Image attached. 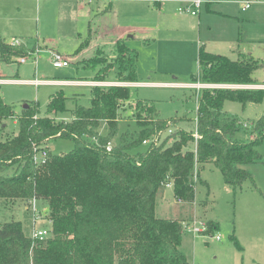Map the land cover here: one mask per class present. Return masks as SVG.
Wrapping results in <instances>:
<instances>
[{"label": "trees", "instance_id": "trees-1", "mask_svg": "<svg viewBox=\"0 0 264 264\" xmlns=\"http://www.w3.org/2000/svg\"><path fill=\"white\" fill-rule=\"evenodd\" d=\"M88 42L87 37L76 55ZM104 51L82 62L96 71L93 82H106L116 70L117 82L139 83V55L126 39L117 40L108 51L112 60ZM31 53L23 43L11 46L0 37V63ZM198 62L200 72L192 76V84L257 85L254 73L260 64L250 55L231 60L201 49ZM196 96L198 140L194 132L176 130L158 147H147L145 140L163 135L182 119L165 121L154 104L137 100L131 106L134 129L128 125L120 134L130 87H91L89 106L76 104L71 111L60 90L50 98L46 114L34 102L19 115L4 102L0 86V124L16 119L19 128L0 141V200L11 205L24 202L26 207L33 199L45 202L52 234L34 242L21 222L1 224L0 264H191L181 249L183 225L195 218L197 185L205 183V166L213 165L227 185L241 188L253 179L243 167L263 163L258 147L264 141V113L244 125L224 110L227 102L244 108L263 104V89L204 88ZM67 112L69 120L59 118ZM241 131L250 136L247 142L237 138ZM59 138L73 140L74 149L55 154L49 144ZM44 145L40 152L47 150L48 157L36 163L34 146ZM168 184L173 191L172 215L160 217L157 202ZM208 226L210 233L219 228L217 223Z\"/></svg>", "mask_w": 264, "mask_h": 264}, {"label": "rangeland", "instance_id": "rangeland-1", "mask_svg": "<svg viewBox=\"0 0 264 264\" xmlns=\"http://www.w3.org/2000/svg\"><path fill=\"white\" fill-rule=\"evenodd\" d=\"M128 1L112 3L111 9L106 10L109 4L98 0H0V37L7 39V44L18 46L23 43L34 49L39 43L49 48L41 52L40 48L34 49L32 56L28 54L24 57L27 59L24 64L19 63L22 58L10 64L0 63V77L11 81L0 84L4 102L13 106L19 115L25 105L37 102L41 113L46 114L49 99L62 90L67 98L66 107L71 111L76 104L89 106L91 87L127 86L131 88V100L125 102L122 108L123 124L120 134L128 125L134 129L135 124L131 123L134 108L131 106L134 107L137 100L154 104L165 121L182 119L180 124H173L171 128L190 133L196 129V94L204 88L213 87L200 83L193 84V87L183 85L190 84L192 76L199 74L198 58L201 49L231 60L251 55L260 64L254 78L264 82V0H215V4L210 5V10L221 9L227 11L229 16L225 17L227 19L218 17L207 10V6H202L200 17L205 24L202 33L197 28H192L191 21L194 18L190 14L180 13L179 6L172 9L170 5L171 15H183L188 19L166 22L158 32L147 30L128 34L136 38L131 44L139 53L136 69L138 82L148 85L117 82L116 70L109 74L106 82L92 81L93 84H86L88 87L66 86L61 89L56 85L42 83L93 80L96 71L84 68L85 64L81 67L77 62L84 59L87 61L94 57L97 50L103 49L112 60V54L108 51L113 48L112 41L116 39L113 35L118 33L114 30L118 26L133 24L140 25L138 27L143 29V26L159 22L158 10L161 8H154L153 3L148 1L147 5L128 4ZM247 1L254 3L244 11L242 3ZM163 2L162 8L167 1ZM198 19H194L196 23ZM90 31L93 33V40L84 54L68 68H55L52 53L60 50L70 57L76 56L77 50L74 48L80 42L76 38L81 34L84 40ZM153 37H156L155 41L152 40ZM144 39H149L150 44H146ZM27 46L26 50L31 53L33 49ZM170 83L181 86H165ZM224 110L236 115L247 125L261 117L264 103H250L244 108L239 103L227 102ZM69 116L70 113L67 112L59 118L69 120ZM15 120H5L0 124V141L18 133ZM104 133L102 130V134ZM237 138L247 142L250 136L241 131ZM49 145L57 155L70 153L75 147L73 140L60 138ZM258 151L263 163L243 167L252 174L253 179L246 181L241 188L235 189L227 185L221 172L213 165L205 166L202 172L205 183L197 185L193 221L206 224L207 231L201 236L185 232L181 248L191 264H264V141L259 145ZM171 190L167 189L164 197L157 202V214L160 217L172 215L174 200ZM46 206L45 202L38 203L45 219L34 225L24 202L11 205L0 200V225L12 220L19 221L28 236L32 235L35 227L50 230ZM210 222L219 226L213 233L209 232ZM217 236H220V240H216Z\"/></svg>", "mask_w": 264, "mask_h": 264}, {"label": "crops", "instance_id": "crops-1", "mask_svg": "<svg viewBox=\"0 0 264 264\" xmlns=\"http://www.w3.org/2000/svg\"><path fill=\"white\" fill-rule=\"evenodd\" d=\"M118 1H120V0H113V1H111V2H104V3H108L109 4V6H108V8L106 9V10H109V9H111V5H112V3H116V2H118ZM126 1H128V0H126ZM146 1H148L149 3H153V7L154 8H161L160 10H158V13H159V17H158V23H155V24H153L152 26L151 25H146V26H143V29H141V28H139L138 26H140V25H133V24H126L125 26H118L119 28L118 29H116V30H114L115 32H118V33H114V35L113 36H116V39H115V41H112V44L114 45V43L117 41V40H119V39H126V43H127V45L131 48V49H133V50H136L135 49V47H132V44H131V42H134V41H136V38H134L133 36H131V35H128V34H130V33H135V34H138V31H142V32H146L147 30H150V31H156V32H158V30H160V26L161 25H164L166 22H174V21H176L177 19H179V20H181V21H184L185 19H188L187 18V16H183V15H178V14H174V15H171V12H170V10H169V8L170 7H172V9H173V7L175 6H179V7H181V6H183L185 3V1H183V0H169V1H167V2H165V6H163V8H162V2H158L157 0H129L127 3L128 4H138V5H140V4H145V5H147V2ZM206 1V3H204L203 4V6L205 5V6H207V10H209L211 13H215L218 17L219 16H221V17H226V16H229V13L227 12V11H224V10H221V9H217V8H215V9H213V10H210V5H213V4H215V0H205ZM122 2V1H121ZM120 3V2H119ZM164 3V2H163ZM171 5V6H170ZM170 6V7H169ZM171 9V10H172ZM179 9V8H178ZM203 9V8H202ZM201 9V10H202ZM136 11V13H138V15H140V13L137 11V10H135ZM149 11V10H148ZM245 11V10H244ZM201 12L202 11H200V13H199V15H197V16H192L191 15V17H193L194 19H196V18H199L198 19V23H196L195 22V20L194 19H192V21H191V26H192V28L195 30L196 28L198 29V31H199V33H202V31L204 30V28H205V24L202 22V19H201ZM225 19H227V18H225ZM114 29V28H113ZM91 33H89L87 36H88V38H89V42H88V44H87V46L79 53V54H77L76 56H74V55H72L71 57H70V55H68V54H66V53H64V52H62V51H60V50H56V52H59V53H61V54H63L65 57H67V59H69L70 60V65L73 63V62H75L77 59H79V57L80 56H82L83 54H84V52H85V49H87L89 46H91V43H92V40H93V37H92V31H90ZM144 34L145 33H143V36H144ZM83 36L81 35V34H79L78 35V37L76 38V39H78V42H79V45H78V47H80V45L86 40V38L84 39V40H82L83 38H82ZM95 37V36H94ZM7 40V39H6ZM14 40V39H13ZM145 40V43L146 44H150V41H148L149 39H144ZM152 40H156V37H153V39ZM112 45V46H113ZM27 45H25V47H26ZM28 47V46H27ZM78 47H76V48H74L75 49V51L76 50H78L79 48ZM29 49H33V48H30V47H28ZM36 48H40V50H39V52H41V51H44V50H48L49 48L45 45H41V44H39V43H37L36 45H35V47H34V49H36ZM101 49V48H100ZM38 52V53H39ZM138 55H139V53H138ZM251 56V55H250ZM84 60H86V59H84ZM84 60H82V61H79V62H77L81 67H84V65L82 64V62L84 61ZM15 61L16 62H18V59H15ZM19 63L20 64H24V63H21V60L19 61ZM26 63V62H25ZM138 63H139V59H138V62H137V65H138ZM69 65V66H70ZM68 66V67H69ZM67 67V68H68ZM85 68V67H84ZM136 69H137V67H136ZM2 80H4V81H2ZM257 80V85H252V87H256V89H263L264 90V82H260L258 79H256ZM2 81V82H1ZM0 84L2 85V84H6V83H11V81L9 80V81H7L6 79H2L1 77H0ZM46 82V84H49V85H53V86H55V87H60L61 89L62 88H64V87H66V86H73V87H77V88H79V87H83V86H86V87H88L86 84H93V82H92V80H88V81H42V83H45ZM12 83H14V82H12ZM143 86V85H148V84H146V83H136V86ZM183 85H185V86H192L193 87V84L192 83H190V84H183ZM165 86H171V87H179V86H181V84H178V83H170V84H166ZM50 100V99H49ZM262 116V115H261ZM14 123H15V125H17V120H15L14 121ZM52 150H53V148H52ZM172 191V190H171ZM173 192V191H172ZM41 202V201H40ZM47 207V206H46Z\"/></svg>", "mask_w": 264, "mask_h": 264}, {"label": "built area", "instance_id": "built-area-1", "mask_svg": "<svg viewBox=\"0 0 264 264\" xmlns=\"http://www.w3.org/2000/svg\"><path fill=\"white\" fill-rule=\"evenodd\" d=\"M98 1L99 2H111L113 0H98ZM157 1L163 2V1H169V0H157ZM205 2H206L205 0L185 1L184 2L185 4L179 8V12L180 13H188L192 16H197V15H199L201 8ZM253 3L254 2H248V1L243 2L242 3L243 10L250 8L253 5ZM20 44H18V45H20ZM32 55L33 54L31 53V56ZM26 61H27L26 58L21 59V63H25ZM52 64L55 68H66L70 65V60L58 52H53L52 53ZM209 88H248V89H253V87H251V86H227V85L213 86V87H209ZM174 131H176V130L170 127L167 130V132H165L163 135H156L150 139L145 140L143 142V146L158 147L163 142V140L166 137H168L169 135H172ZM194 137H195V140H198V138H199V135H198V132L196 129L194 131ZM93 142H96V141L93 140ZM44 147H45V145L42 148L39 146H34V150L36 152V154L34 156V161L36 163H42V164L45 163V160L48 157L49 152L47 150H43L40 152V150H42ZM111 150H112V146H111V144H109L107 146V152H111ZM166 188L171 189L172 185L168 184ZM39 202L40 201L33 199L29 203V206L26 207L27 210L32 215L34 225H35V222L37 223V222L45 219V214H43L44 212H42L38 207ZM49 223L51 224L50 220H49ZM35 228H34L32 235H31V238L34 242L46 240L52 236L51 229L48 230V229H37V228L35 229ZM183 228H184L185 232L192 233L194 236H201L204 232L207 231L206 224H204L202 222H198V221H191L188 223H184ZM216 240H220V236H217Z\"/></svg>", "mask_w": 264, "mask_h": 264}, {"label": "water", "instance_id": "water-1", "mask_svg": "<svg viewBox=\"0 0 264 264\" xmlns=\"http://www.w3.org/2000/svg\"><path fill=\"white\" fill-rule=\"evenodd\" d=\"M27 107H28V105H25V106H24V109H26Z\"/></svg>", "mask_w": 264, "mask_h": 264}]
</instances>
